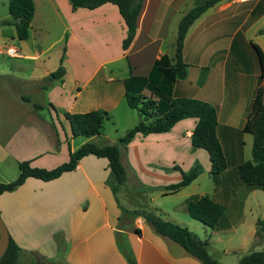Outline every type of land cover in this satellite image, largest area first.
<instances>
[{
    "label": "crops",
    "instance_id": "0c3cea01",
    "mask_svg": "<svg viewBox=\"0 0 264 264\" xmlns=\"http://www.w3.org/2000/svg\"><path fill=\"white\" fill-rule=\"evenodd\" d=\"M33 1L29 39L11 44L21 56L0 54V94L10 97L0 102V175L9 177L7 183L17 179L24 161L52 170L86 143L116 144L126 136L140 120L127 104L126 83L149 77L164 56L173 60L181 20L207 0H144L136 38L126 51L127 27L117 6L75 11L70 0ZM10 19L9 0H0V22ZM6 28L16 36L14 27ZM262 29L264 0H224L186 36L188 76L176 83L174 93L218 109L217 137L228 163L223 173L213 176L209 153L193 148L198 120L186 119L168 133L134 137L122 159L132 192L123 189L119 204L107 184V159L85 157L76 171L51 182L29 178L15 192L0 195V215L22 249L20 260L35 255L52 263L129 264L122 244L136 264H203L159 235L144 217L123 218L121 207L187 228L209 243L219 264H239L244 256L263 251L264 238L256 233L264 222V188L247 186L238 172L252 161L254 137L245 125L264 78L260 59L257 66L248 53L254 45L264 53ZM63 55L64 78L45 89L43 81L59 69ZM96 111L109 114L111 127L124 123L121 135L104 129L102 137H84L76 144L65 114ZM196 163L203 172L189 186L177 193L161 189L180 183L182 173ZM143 187L154 190L136 191ZM202 197L225 207L214 230L187 212L188 202Z\"/></svg>",
    "mask_w": 264,
    "mask_h": 264
},
{
    "label": "trees",
    "instance_id": "16d2710c",
    "mask_svg": "<svg viewBox=\"0 0 264 264\" xmlns=\"http://www.w3.org/2000/svg\"><path fill=\"white\" fill-rule=\"evenodd\" d=\"M224 0H207L205 4L192 9L183 17L179 24L178 40L173 60L164 56L158 60L149 77H132L126 83V101L130 109L137 110L140 115L139 123L130 130L127 135L116 144L98 146L94 143H86L77 151L72 152L70 160L55 169L47 170L32 167L31 161L19 164V175L16 180L9 183H0V195L11 193L23 186L29 178H35L44 182H51L60 178L63 174L77 170L82 159L88 156L107 159L109 162L110 177L107 181L118 204L117 195L128 188L127 171L123 164V152L137 134L148 136L150 134H163L170 132L179 122L186 119H197L198 125L192 135L194 149L206 150L212 162V175L218 176L228 168L226 156L217 137L218 109L210 103L196 99L176 97L174 87L179 81L188 76L189 66L184 60V45L186 36L193 24L208 10ZM73 10H95L106 4L118 7L123 17L127 36L123 42L126 51L134 42L138 31V18L143 8L144 0H70ZM36 12L33 0H9V13L11 21H4L2 26H13L19 41H26L30 37V30ZM264 35V29L259 31ZM254 49L258 53L262 78H264V53L257 46ZM63 58L59 69L43 81V87L48 88L55 80L64 78L66 70ZM150 91L152 96H146L145 91ZM36 110H42V105H34ZM70 122L74 137L95 138L104 135V124L109 120L106 112H91L86 114H65ZM245 131L254 137L252 161L238 167V172L243 182L254 188H264V87H260L256 94L245 125ZM179 170V168H175ZM203 172L200 163L187 173H182L180 183L161 188L169 193H177L189 186ZM154 188H137L139 192H150ZM123 218H136L142 216L148 224L161 236L179 244L188 254L197 258L203 264H219L209 252V243L199 236L163 219L152 212L128 211L122 208ZM189 216L200 221L211 230H214L225 213V207L215 203L209 197L190 200L187 204ZM123 220V219H122ZM121 220V221H122ZM256 237L264 238V222L257 224ZM121 251L129 264H136L135 259L120 244ZM22 249L11 237L9 246L0 260V264H20ZM239 264H264V250L253 252L244 256Z\"/></svg>",
    "mask_w": 264,
    "mask_h": 264
},
{
    "label": "rangeland",
    "instance_id": "374dc122",
    "mask_svg": "<svg viewBox=\"0 0 264 264\" xmlns=\"http://www.w3.org/2000/svg\"><path fill=\"white\" fill-rule=\"evenodd\" d=\"M10 14V13H9ZM10 18H11V16H10ZM12 19H10V20H6V21H11ZM4 22V21H3ZM2 22H0V24H1ZM4 27H10V26H2V27H0V47L2 48L3 47V49L2 50H4V49H6L7 47H11V44H14V43H18V38H17V36H11V34H8L9 33V31H10V29L9 28H6L7 29V31H4ZM13 27V26H12ZM13 30V29H12ZM13 32H15V30H13ZM5 34H8V35H5ZM9 37H12V40L14 41H12V40H9ZM251 37V36H250ZM263 38V40H264V36L262 37ZM18 40L17 42H16V40ZM263 45V44H262ZM263 48H264V45L262 46ZM249 55L248 56H250L251 55V57H253V60H254V62H255V64L258 66L259 65V56H258V53L256 52V50L253 48V46L252 47H250V50H249V53H248ZM0 58H2V55H0ZM146 96H149V97H151L152 96V93L150 92V91H145V93H144ZM12 96V95H11ZM10 99V97L8 96V95H6V94H0V102H3L4 101V104H5V101L6 102H8V101H10L9 100ZM13 100H16V97L15 96H13ZM125 107V106H124ZM126 108V107H125ZM140 121V120H139ZM123 124L124 123H120L119 122V126L117 127V126H114V127H111V121H109V122H106L105 124H104V129L108 132L109 130H110V128L111 129H113V131L115 132H117V133H121V131H122V129H123ZM106 133V132H105ZM121 135V134H120ZM125 137V136H124ZM123 137V138H124ZM77 139V141H76V144H78L80 141H82L83 139H84V137H77L76 138ZM8 179H9V177L8 176H3V175H0V183H7V181H8ZM21 262H20V264H64V262L63 261H59V262H49V261H47V260H43V259H41V258H38L37 256H35V255H33V256H23L22 257V259L20 260Z\"/></svg>",
    "mask_w": 264,
    "mask_h": 264
},
{
    "label": "water",
    "instance_id": "95a60500",
    "mask_svg": "<svg viewBox=\"0 0 264 264\" xmlns=\"http://www.w3.org/2000/svg\"><path fill=\"white\" fill-rule=\"evenodd\" d=\"M10 239L11 236L9 230L0 215V260L9 246Z\"/></svg>",
    "mask_w": 264,
    "mask_h": 264
},
{
    "label": "built area",
    "instance_id": "2783aa9c",
    "mask_svg": "<svg viewBox=\"0 0 264 264\" xmlns=\"http://www.w3.org/2000/svg\"><path fill=\"white\" fill-rule=\"evenodd\" d=\"M0 54H6L10 57L18 58L21 56L20 51L16 47H7L4 50H0Z\"/></svg>",
    "mask_w": 264,
    "mask_h": 264
}]
</instances>
